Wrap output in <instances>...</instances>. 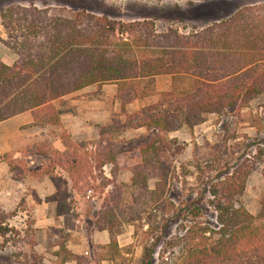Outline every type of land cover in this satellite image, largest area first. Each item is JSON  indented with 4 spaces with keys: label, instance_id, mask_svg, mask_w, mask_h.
Listing matches in <instances>:
<instances>
[{
    "label": "rangeland",
    "instance_id": "rangeland-1",
    "mask_svg": "<svg viewBox=\"0 0 264 264\" xmlns=\"http://www.w3.org/2000/svg\"><path fill=\"white\" fill-rule=\"evenodd\" d=\"M48 1L0 0V8L33 5L43 9ZM52 1L48 7L79 14L72 18L81 31L99 26L91 17H103L101 24L106 28L103 35L109 36L111 45L118 48L131 40L138 59L149 53L136 47L135 40L161 41L154 39L151 24L155 33L170 28L188 33L226 18L243 6L264 3V0H161L166 9L160 11L149 4L150 0ZM0 30L4 33L2 24ZM3 46L1 42L0 47L5 51L0 50V57L15 60L16 54ZM215 72L203 67L193 69L190 74L155 76L139 82L136 91L129 87L120 90L110 82L89 85L51 102V107L61 110V123L43 130L37 125L27 132H33L36 140L48 142L44 150H52V158L73 156L81 161L72 181L63 169L56 168L58 190L53 197L82 220L79 224L86 230H107L116 245L113 241L107 245L91 243L85 246L86 254L62 261L65 252L59 250L58 244L63 242L67 246L69 235H64L59 227L37 231L33 227L32 205L25 197L16 209L7 212L5 223L0 224L5 233L0 235V264H143L153 243L152 264H162L166 256L167 264H175L181 256L175 244L184 228L194 223L201 226L216 223L209 188L227 177L244 180L242 192L235 196L236 203L256 215L264 194V176L259 171L264 166V154H261L264 92L246 105L237 103L232 109L215 108L213 112L202 113L203 120L197 123L191 120L194 123L191 126L185 121L190 116L186 109L190 102L183 103L179 98L186 95L194 98L197 94L194 89L199 87L195 76L201 73L216 77L218 69ZM52 73L26 76L29 80L36 78L40 85L52 80ZM136 92L142 95L135 98ZM159 92L167 95L160 107L151 110L159 102ZM48 108L47 105L41 110ZM154 114H166L169 121L180 122L181 126L161 132L146 126L136 127ZM14 130L9 127L8 133ZM158 136L167 140L160 166L154 164V159L145 164L139 161V147ZM106 150L116 153L115 163L103 165L102 154ZM14 158L28 160L32 169H44L51 155L21 153ZM139 165L144 173L135 172ZM163 173L166 179L161 181L159 175ZM28 195L39 200L34 190L30 189ZM4 215L0 210V219Z\"/></svg>",
    "mask_w": 264,
    "mask_h": 264
},
{
    "label": "trees",
    "instance_id": "trees-1",
    "mask_svg": "<svg viewBox=\"0 0 264 264\" xmlns=\"http://www.w3.org/2000/svg\"><path fill=\"white\" fill-rule=\"evenodd\" d=\"M77 16L79 14H72L69 9H41L33 5H9L1 9L5 37H0V43L13 51L17 58L12 65L0 59V121L29 110L33 124L42 128L58 126L61 110L49 104L60 100L67 92L109 82L116 83L120 90L132 89L144 78L190 74L193 69L203 67L211 68L214 73L216 68L219 74L214 77L213 74L199 73L195 76L199 83V87L194 89L195 97L186 95L179 98L183 103L190 102L186 106L190 116L185 118L190 126L194 124L191 120L195 123L203 120L200 117L202 113L213 112L215 108L232 109L237 103L246 105L248 100L264 92V3L243 6L226 18L188 33L171 28L155 33L148 22L154 39L160 38L161 41L153 40L152 44L149 38L141 39L142 42L135 40L136 47H142L149 53L140 59L134 54L131 40L124 41L118 48L111 45L109 36L103 35L106 32L101 24L103 17H91L99 26L81 31L72 18ZM47 71H53L54 78L40 85L36 78L30 77L29 80L26 76ZM57 84L64 87L59 89ZM166 95L161 93L158 104L150 109L160 107ZM47 105L48 109L41 110ZM166 116L154 114L136 127L146 126L161 132L181 126L180 122L174 121L173 124ZM47 143L46 140H35L20 142L18 146L27 156L51 155L44 169H32L28 160L14 158L10 153H5L3 160L14 179L47 176L57 191L56 168L63 169L72 181L81 161L73 156L69 159L66 156H60L58 160L52 158V150H44ZM166 143L163 136H158L151 143L140 146L139 161L145 164L154 159V164L159 167ZM102 156L105 159L103 165L117 161L116 153L111 150H106ZM259 171L264 176V166ZM135 172L141 174L144 170L139 165ZM142 176L146 177L145 174ZM159 176L161 181L166 179V173ZM58 179L61 178L58 176ZM243 186L244 180L227 177L209 188L216 223L186 226L175 244L181 252L180 260L175 264H264V194L259 212L253 215L236 203L235 196L242 192ZM54 200L57 202V218L70 211L56 198ZM0 210L6 215L0 219V224H3L9 214L1 207ZM1 230L0 227V235L4 236ZM112 241L116 245L115 240ZM58 245L59 250L65 252L62 261L77 257L63 242ZM154 245L147 249L143 264H152ZM163 259L162 264H167V256Z\"/></svg>",
    "mask_w": 264,
    "mask_h": 264
},
{
    "label": "crops",
    "instance_id": "crops-1",
    "mask_svg": "<svg viewBox=\"0 0 264 264\" xmlns=\"http://www.w3.org/2000/svg\"><path fill=\"white\" fill-rule=\"evenodd\" d=\"M52 3L53 1L49 0L47 2V5L46 4L45 5L48 7L51 6ZM149 4L154 6L153 8L157 7V9H159L160 11L162 9H166V7L163 5V2H161V0H150ZM65 6L67 5L65 4ZM2 8H4V6L0 8V25H1ZM121 8L123 11L124 7L122 6ZM4 35H5V31L4 33L3 32L1 33L0 30V37L3 38ZM4 48L6 49V51H10L9 48L7 47ZM1 49L2 48L0 47V50ZM2 51L5 50L2 49ZM0 58L1 61H3L7 65H12L14 62L13 57L9 59H5L2 56ZM156 76H161V75H156ZM153 77L144 78L136 82V84L133 86L132 89L136 91L137 90L136 88H138L137 84L139 82L144 80H149ZM91 85L99 86L98 84H91ZM137 93L138 92L134 94L135 98L140 97L142 95L140 93L139 94ZM148 93L149 92L145 94L143 93V95H147ZM161 93L162 92H159L158 94V100L160 99ZM32 122H33V117L31 111L29 110L11 116L3 121H0V207L5 212L12 211L19 206V202L22 200V198L26 197V200L29 201L28 202L29 205H32L33 227L36 228L37 231H44L45 229H50L52 227L61 228L63 230L64 235H69V238H67L68 240L67 246L65 247L73 255L77 257H79V255L86 254L87 249L85 246H89L91 243L107 245L110 239H112L111 236L109 237L107 230L105 229H99V230L95 229L93 231L86 230L84 226H81L79 224V223H83V221L76 218L74 214L70 213V211L68 213L60 214L57 218L56 216L57 202L53 198L56 189L53 183L51 182V180L49 179V177L27 176L25 179L22 180H16L12 177L7 163L3 160V155L5 153H10L13 154L14 157H19L21 155V151L18 149L20 142L31 143L36 140V135L32 134L33 132L32 133L27 132L30 128H34L35 126H37ZM60 123H61V113H60ZM9 127H14L15 130L12 133H8ZM39 127L42 130L44 129L41 126ZM30 189L35 191L37 199L39 200L35 201L34 199L29 197L28 192ZM68 260H72V259H68Z\"/></svg>",
    "mask_w": 264,
    "mask_h": 264
}]
</instances>
